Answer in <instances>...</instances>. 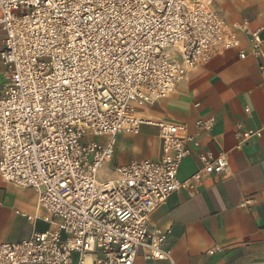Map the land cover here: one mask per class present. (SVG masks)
<instances>
[{
  "label": "built area",
  "instance_id": "1",
  "mask_svg": "<svg viewBox=\"0 0 264 264\" xmlns=\"http://www.w3.org/2000/svg\"><path fill=\"white\" fill-rule=\"evenodd\" d=\"M214 6L213 0H0V178L35 189L42 219L52 226L0 243V264H134L140 249L146 259L175 264L162 248L165 232L150 228V214L204 174H224L228 162L224 154L201 153V168L180 181L195 136L185 123L141 110L226 50L257 58L264 78V26L230 24ZM141 124L157 128L159 159L107 171L116 135L137 133Z\"/></svg>",
  "mask_w": 264,
  "mask_h": 264
},
{
  "label": "crops",
  "instance_id": "2",
  "mask_svg": "<svg viewBox=\"0 0 264 264\" xmlns=\"http://www.w3.org/2000/svg\"><path fill=\"white\" fill-rule=\"evenodd\" d=\"M213 1L230 24L247 20L251 29L264 26L260 0H240L235 6H226L230 0L224 6ZM238 36L248 51L246 36ZM1 40L0 34V49ZM258 64L251 55L241 59L236 50H226L192 72L172 94L141 110L147 117L185 123L195 136L197 145L187 144L189 153L179 166L180 181L201 168V153L224 154L228 162L224 174H204L199 184L174 191L150 214L149 226L165 232L162 248L175 264H264V78ZM205 119L211 125L198 129L197 121ZM258 129L259 136H240ZM160 151L157 128L141 124L137 133L116 135L106 170L157 160ZM37 195L33 188L0 178V243L52 227L42 219L45 212L37 207ZM143 253L138 251L134 264H164Z\"/></svg>",
  "mask_w": 264,
  "mask_h": 264
},
{
  "label": "rangeland",
  "instance_id": "3",
  "mask_svg": "<svg viewBox=\"0 0 264 264\" xmlns=\"http://www.w3.org/2000/svg\"><path fill=\"white\" fill-rule=\"evenodd\" d=\"M226 1L227 0H224V1L223 0H215L216 4L218 6H224ZM237 2H241V1L240 0H230L229 2H227L226 6H235ZM102 175H103V173H102Z\"/></svg>",
  "mask_w": 264,
  "mask_h": 264
}]
</instances>
